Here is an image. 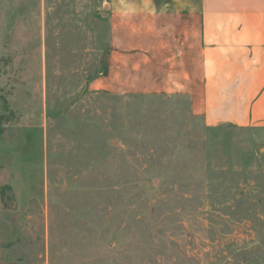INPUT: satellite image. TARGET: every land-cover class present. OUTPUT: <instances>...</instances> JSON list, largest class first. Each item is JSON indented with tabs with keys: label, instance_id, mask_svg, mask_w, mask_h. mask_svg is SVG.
<instances>
[{
	"label": "rangeland",
	"instance_id": "1",
	"mask_svg": "<svg viewBox=\"0 0 264 264\" xmlns=\"http://www.w3.org/2000/svg\"><path fill=\"white\" fill-rule=\"evenodd\" d=\"M108 21L0 0V264H264V127L95 88Z\"/></svg>",
	"mask_w": 264,
	"mask_h": 264
},
{
	"label": "crops",
	"instance_id": "2",
	"mask_svg": "<svg viewBox=\"0 0 264 264\" xmlns=\"http://www.w3.org/2000/svg\"><path fill=\"white\" fill-rule=\"evenodd\" d=\"M107 4L108 57L95 88L184 95L205 125L264 127V0Z\"/></svg>",
	"mask_w": 264,
	"mask_h": 264
},
{
	"label": "bare ground",
	"instance_id": "3",
	"mask_svg": "<svg viewBox=\"0 0 264 264\" xmlns=\"http://www.w3.org/2000/svg\"><path fill=\"white\" fill-rule=\"evenodd\" d=\"M98 85V84H97Z\"/></svg>",
	"mask_w": 264,
	"mask_h": 264
}]
</instances>
